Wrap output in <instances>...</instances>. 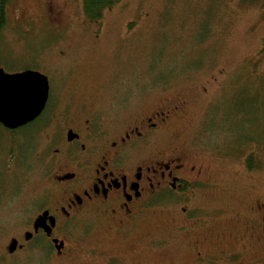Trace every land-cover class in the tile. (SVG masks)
<instances>
[{
    "label": "rangeland",
    "instance_id": "374dc122",
    "mask_svg": "<svg viewBox=\"0 0 264 264\" xmlns=\"http://www.w3.org/2000/svg\"><path fill=\"white\" fill-rule=\"evenodd\" d=\"M83 3L11 0L0 19V68L35 69L50 82L40 120L14 134L0 126V199L41 204L49 197L41 123L58 92L62 108L66 73V83H80L77 108L95 104L111 123L181 103L188 120L161 143L179 146L205 180L245 189L235 203L262 195L264 2L120 0L100 22L85 17ZM263 255L261 240L252 256Z\"/></svg>",
    "mask_w": 264,
    "mask_h": 264
},
{
    "label": "flooded vegetation",
    "instance_id": "af4514ba",
    "mask_svg": "<svg viewBox=\"0 0 264 264\" xmlns=\"http://www.w3.org/2000/svg\"><path fill=\"white\" fill-rule=\"evenodd\" d=\"M71 77L62 108L58 92L41 123L49 197L0 199V264H264L252 256L264 240V186L235 203L245 189L205 180L179 146L161 143L188 120L181 103L111 123L95 104L77 108Z\"/></svg>",
    "mask_w": 264,
    "mask_h": 264
},
{
    "label": "water",
    "instance_id": "95a60500",
    "mask_svg": "<svg viewBox=\"0 0 264 264\" xmlns=\"http://www.w3.org/2000/svg\"><path fill=\"white\" fill-rule=\"evenodd\" d=\"M49 98L48 78L35 70L7 73L0 68V124L11 131L35 121ZM43 214L36 226L47 217Z\"/></svg>",
    "mask_w": 264,
    "mask_h": 264
},
{
    "label": "trees",
    "instance_id": "16d2710c",
    "mask_svg": "<svg viewBox=\"0 0 264 264\" xmlns=\"http://www.w3.org/2000/svg\"><path fill=\"white\" fill-rule=\"evenodd\" d=\"M10 1L11 0H0V19H4L5 9ZM119 1L120 0H84V3H83L84 15L89 21L100 22L102 20L104 12L107 9L114 6L115 4H117ZM258 1L264 2V0H258ZM0 26H1L0 31L2 32L3 30L2 25L0 24ZM1 128L4 130L6 129L2 125H1ZM15 132L17 131H12V132L10 131V133L12 134H14ZM256 145L264 148V146L259 143H256ZM249 167L252 168V165H249Z\"/></svg>",
    "mask_w": 264,
    "mask_h": 264
}]
</instances>
